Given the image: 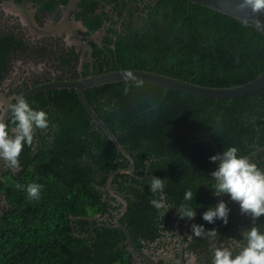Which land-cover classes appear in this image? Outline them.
<instances>
[{"label": "trees", "instance_id": "1", "mask_svg": "<svg viewBox=\"0 0 264 264\" xmlns=\"http://www.w3.org/2000/svg\"><path fill=\"white\" fill-rule=\"evenodd\" d=\"M81 2L83 20L99 25L102 21L90 16L99 0ZM104 2L111 4L119 23L110 21L114 47H107L101 71L139 68L228 86L264 69V34L232 16L188 0ZM142 82L116 81L84 90L134 160L132 172H116L111 179V187L127 202L119 222L133 239L145 236L144 226L154 220L160 223L163 210L150 203L153 176L164 179L166 203L172 207L186 204L203 215L222 199L237 213L238 203L214 194L211 173L218 162L210 160L217 154L207 138L220 153L234 146L245 156L264 146V87L211 98ZM50 94L55 99L52 110L46 109L49 132L35 129L36 144H25L19 170L1 178L6 203L0 205V264H131L124 231L110 226L111 221L88 219L108 203L101 200L107 173L127 167L129 159L92 121L74 88H55ZM31 183L41 186L39 199L28 198ZM187 190L194 194L190 201L184 200ZM219 222L206 221L204 227Z\"/></svg>", "mask_w": 264, "mask_h": 264}, {"label": "flooded vegetation", "instance_id": "2", "mask_svg": "<svg viewBox=\"0 0 264 264\" xmlns=\"http://www.w3.org/2000/svg\"><path fill=\"white\" fill-rule=\"evenodd\" d=\"M68 1L0 0V114L5 109L10 111L5 119L9 130L14 127L10 106L16 103V96H23L33 109L46 112V109L52 110L55 96L50 91L55 88L35 89L28 93L29 90L55 80H73L91 71L101 72L99 63L106 67L103 59L107 61L109 57L107 47H114L109 38L115 37L109 31L110 21L112 19L118 25V14L110 8V3L99 0L95 14L90 16L102 22L96 26L88 25L78 5L82 0L69 10ZM48 128L43 132H49ZM253 156L257 158L251 162L264 170V151ZM9 171L13 170L5 168L0 162V184L1 178ZM101 188V200L108 203L104 211L94 213L88 219L95 218L97 224L106 220L107 225L111 221L110 226H113L115 218L119 221L125 212L127 202L124 206L119 198L123 196L115 185L111 187V180L109 187L106 180ZM218 201L215 200L216 204ZM119 202H122L121 207ZM5 203L0 192V205ZM167 205L171 208L165 215L162 212L159 214V224L153 218L151 225L144 226L147 231L145 236H137L136 239L131 236L135 248L125 238L131 264H212L216 247L228 246L234 255L238 253L237 243H244L242 231L254 223L264 233V216L253 221L239 209L237 213L230 210L227 225L219 222L226 227L224 232L220 224H213L205 229H216V237H196L191 226L194 223L204 226L203 215L196 212L194 219H182L178 211L180 206Z\"/></svg>", "mask_w": 264, "mask_h": 264}, {"label": "clouds", "instance_id": "3", "mask_svg": "<svg viewBox=\"0 0 264 264\" xmlns=\"http://www.w3.org/2000/svg\"><path fill=\"white\" fill-rule=\"evenodd\" d=\"M238 7L241 11L251 9L252 13L261 14L264 13V0H241ZM124 78L135 80L137 86L143 83L137 80L131 71L125 72ZM10 107L11 121L14 125L11 130L3 117H0V162L5 168L17 171L20 168L19 158L25 144L29 147L33 145L35 129H47L49 119L47 112L33 109L23 96L16 98V103ZM238 151L237 147L229 146L222 153L210 157L212 162H218L217 168L211 173L215 181L213 191L217 197L228 195L232 201L239 204L242 214L256 221L264 216V170L246 156L238 155ZM150 189L154 194L150 203L157 210H163L162 215H165L171 207L166 203L164 179L151 177ZM26 191L29 199H39L41 186L31 183ZM193 196V192L187 190L184 200L190 201ZM178 211L182 219H194L196 216V210L186 204L181 205ZM229 212L227 202L221 199L203 213V219L209 223H215L220 219L227 225ZM191 227L196 237L207 235L214 238L218 235L216 229L206 230L203 225L194 223ZM242 237L244 243L243 245L237 243L236 246L240 250L235 255L228 246L216 247L212 264H264V233H261L254 223L252 227L242 231Z\"/></svg>", "mask_w": 264, "mask_h": 264}, {"label": "water", "instance_id": "4", "mask_svg": "<svg viewBox=\"0 0 264 264\" xmlns=\"http://www.w3.org/2000/svg\"><path fill=\"white\" fill-rule=\"evenodd\" d=\"M77 1L78 0H69L67 3V9L68 10L73 9L77 4ZM188 1L200 4L202 6L216 10L220 13L227 14L236 19H239L253 26L254 28H256L257 30H259L264 34V13L254 14L251 12V9H246L244 11H241L238 7V5L241 3V0H188ZM127 71H131L139 81L149 82L152 84H157L164 87L177 89L194 95L211 97V98H233L237 96L250 94L264 87V69L261 72H259L255 77L243 83L228 85V86H210V85L195 83L176 76L160 73L157 71L147 70V69L117 68V69L103 70L101 72L91 71L88 75L77 79L55 80L46 84L39 85L36 88L29 90L28 93L33 92L35 89L63 88V87L75 89L84 108L91 116L92 121L105 132V134L115 145L118 152H122L129 159V164L127 167L117 168L107 173L108 187L110 186L111 178L116 172L133 171L134 160L130 152L122 145V143L117 139L115 134L110 130V128L106 125V123L100 118L98 113L90 105L84 94V90L88 87L95 85L106 84L116 81H125L124 73ZM18 97H21V95L16 96V98ZM9 114L10 111L5 109L0 114V117H3V119L5 120ZM207 139L211 141V143L214 145L216 154H220L218 147L216 146L214 141H212L210 138ZM262 151H264V146L256 148L254 151L250 152L245 156L249 159L254 154H257L258 152H262ZM115 195L117 196V194ZM119 198L125 206L126 200L123 197H119ZM113 226L121 228L124 231L127 240L135 248L134 241L131 238L129 231L124 227V225H122L118 221L117 217L115 218V223L113 224Z\"/></svg>", "mask_w": 264, "mask_h": 264}]
</instances>
